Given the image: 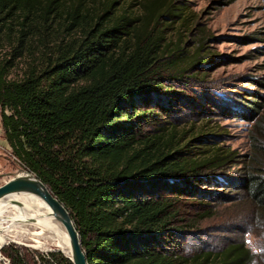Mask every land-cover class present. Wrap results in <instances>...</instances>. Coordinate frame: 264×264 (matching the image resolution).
<instances>
[{
	"label": "trees",
	"instance_id": "16d2710c",
	"mask_svg": "<svg viewBox=\"0 0 264 264\" xmlns=\"http://www.w3.org/2000/svg\"><path fill=\"white\" fill-rule=\"evenodd\" d=\"M125 2L0 0L6 153L67 209L88 264H252L243 244L220 252L182 249L178 204L196 199L195 181L235 156L207 123L180 129L163 121L166 82L195 75L207 60L203 46L188 54L175 38L186 28L177 0ZM260 100L248 108L257 119L244 186L264 221ZM207 191L203 201L214 194ZM0 252L9 264H72L60 252L15 245Z\"/></svg>",
	"mask_w": 264,
	"mask_h": 264
},
{
	"label": "rangeland",
	"instance_id": "374dc122",
	"mask_svg": "<svg viewBox=\"0 0 264 264\" xmlns=\"http://www.w3.org/2000/svg\"><path fill=\"white\" fill-rule=\"evenodd\" d=\"M177 3L186 17V28L179 29V33L177 29L175 38L179 35L180 45L188 54L203 46L201 54L207 60L195 67V75L166 82L171 92L159 95L164 102L169 100L163 107V121L173 122L180 129L189 126V121H194L196 127L207 123L213 131L210 133L224 142V150H232L235 156L225 168L207 173L201 176V182L193 184L192 197L198 200L203 201V191L214 193L202 202L205 206L197 205L196 199H182L178 204V219L182 220L178 225L185 229L182 249L220 252L232 243L243 244L254 255L252 264H264L263 217L252 208L244 186L251 155L250 136L257 119L248 108L252 100L260 102L264 97V0ZM132 8L139 11L141 5L134 1ZM21 169L8 153L1 155L0 186ZM221 174L223 180L219 181ZM210 176L216 177L211 180ZM6 203L1 200L0 208ZM9 233L4 232L7 243L0 241L1 249L15 245L38 254L54 252L35 247L32 237L20 228ZM0 258V264H9L5 257Z\"/></svg>",
	"mask_w": 264,
	"mask_h": 264
},
{
	"label": "bare ground",
	"instance_id": "6f19581e",
	"mask_svg": "<svg viewBox=\"0 0 264 264\" xmlns=\"http://www.w3.org/2000/svg\"><path fill=\"white\" fill-rule=\"evenodd\" d=\"M25 171L21 169L18 173L26 175L28 171ZM1 200H7V203L6 206L0 208V215L11 213L13 222L10 224L0 220V231L3 232L0 233V241L7 243L4 232L8 234L10 231H17L20 228L32 237L35 247L46 251L58 250L70 258V247L65 229L61 221L51 217L49 208L39 196L21 192L11 194ZM12 202H19L20 206H16Z\"/></svg>",
	"mask_w": 264,
	"mask_h": 264
},
{
	"label": "water",
	"instance_id": "95a60500",
	"mask_svg": "<svg viewBox=\"0 0 264 264\" xmlns=\"http://www.w3.org/2000/svg\"><path fill=\"white\" fill-rule=\"evenodd\" d=\"M26 172V171H25ZM26 175L20 173L9 176L10 178L2 186H0V200L14 193L27 192L35 194L47 205L50 215L53 219L61 221L70 247V258L66 257L72 264H88L86 255L82 249L79 233L75 228L74 222L67 209L59 202V200L51 193L35 175L26 172ZM28 175V176H27ZM32 176V177H29ZM16 206H20L19 202H12ZM0 220L12 223L11 213L0 215ZM16 222V221H15ZM2 234V230L0 231ZM2 247V246H1ZM0 247V250H1ZM54 252H59L58 250ZM61 253V252H60ZM1 255V252H0ZM3 258H0L2 261ZM6 264V263H5Z\"/></svg>",
	"mask_w": 264,
	"mask_h": 264
},
{
	"label": "crops",
	"instance_id": "0c3cea01",
	"mask_svg": "<svg viewBox=\"0 0 264 264\" xmlns=\"http://www.w3.org/2000/svg\"><path fill=\"white\" fill-rule=\"evenodd\" d=\"M8 150L7 142L4 139L3 129L0 123V156Z\"/></svg>",
	"mask_w": 264,
	"mask_h": 264
}]
</instances>
